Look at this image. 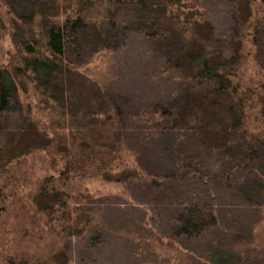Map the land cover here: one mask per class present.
<instances>
[{"label": "rangeland", "instance_id": "rangeland-1", "mask_svg": "<svg viewBox=\"0 0 264 264\" xmlns=\"http://www.w3.org/2000/svg\"><path fill=\"white\" fill-rule=\"evenodd\" d=\"M92 1L87 15L98 25L99 36L82 50L67 54L78 64L79 73L67 86L70 94H77V105L91 110L119 105L135 111L176 99L196 100L197 92L213 91L219 85V81L192 84L187 48L197 52L205 45L218 60L220 53L240 55L234 66L241 69L230 87L240 84L239 94L247 98L241 138L264 139L259 99L264 85V33L258 32L264 26L262 0H186L192 10L205 13V22L182 29L146 21L152 15L131 0L120 5ZM37 2L49 0H0L2 67L15 51L12 12L29 16ZM111 10L118 11L115 17ZM223 96L213 100L221 101L220 118L228 116L221 108L228 102H222ZM18 99L23 106L20 113L0 116V264H217L215 251L235 245L251 249L249 264H264V207H258L264 203V144L249 163L241 157V147L222 148V132L212 136L181 124L174 132L162 133L151 130L156 128L151 121L147 130L127 142L123 161H133L134 150L156 176L170 180L152 187L137 177L123 186L71 175L66 191L73 196L91 192L98 198L89 204L94 208L93 226L64 238V227L37 211L45 201H34L40 181L51 175L58 180L64 166L53 149L63 133L64 117L52 100L53 107L43 106L32 82L19 90ZM201 116L193 117L199 121ZM178 200L181 207L207 203L219 216V224L201 241L171 239L165 230L176 225L169 215ZM91 237L98 242H91Z\"/></svg>", "mask_w": 264, "mask_h": 264}, {"label": "trees", "instance_id": "trees-1", "mask_svg": "<svg viewBox=\"0 0 264 264\" xmlns=\"http://www.w3.org/2000/svg\"><path fill=\"white\" fill-rule=\"evenodd\" d=\"M112 2H116V5L126 3L122 0ZM93 3L92 0H49L48 3H35L29 16L13 11L15 51L10 55L8 65H0V116L22 111L23 106L18 99L19 90H25L29 82H32L42 95L43 106L46 109L54 106L64 117L63 133L57 136L53 147L56 157L62 156L64 162L60 177L55 180L51 175L41 180L34 198L36 203L39 200L45 201L37 207V211L48 218V222H59L64 227V238L72 234L81 235L93 226L94 208L89 204L98 198L91 192L73 196L66 191L64 187L69 184L71 175L123 186L137 177L152 187L170 180V176H156L134 150L135 159L131 162L123 161L127 142L133 135L147 130L151 121L156 126L151 130L162 133L174 132L181 124L201 132L207 130L212 136L222 132L225 138L222 148L241 147V157L249 160V163L262 152L264 144V139L258 136L250 141L241 138L245 133L247 98L246 94H239L240 84L230 87V80L241 69V66H234L240 63V55L226 57L220 53L218 60L217 54L205 45L197 52L187 48L192 84L219 81V85L213 91L197 92L193 95L196 100L176 99L172 103L150 105L135 111H127L119 105L112 109L98 110L77 105V94H70L67 86L70 79L77 77L78 64L69 60L67 54L82 50L99 36L98 25L87 15ZM130 4L152 15L146 21L153 19L158 24L177 25L182 29L193 24L202 26L205 22V13L199 9L192 10L194 7L186 0H131ZM110 13L115 17L118 11L111 10ZM258 32L264 33V26ZM262 88L259 99L264 121V85ZM221 94L225 97L222 102L228 101L221 107L228 115L225 118L218 116L221 101H213ZM198 113L202 114L199 121L193 117ZM216 118L219 121L213 123ZM209 123L212 126L206 128ZM262 168L264 172V166ZM69 188L73 186L69 185ZM175 205V212L170 213L169 221L171 218L176 225L165 230L171 239L201 241L210 228L219 224V216L207 203L192 202L181 207L178 200ZM259 206L264 207V203ZM252 227L249 229L251 233ZM90 239L95 244L98 242V238ZM250 253L251 249L244 250L235 245L224 252L219 248L213 255L217 264H249L252 263Z\"/></svg>", "mask_w": 264, "mask_h": 264}]
</instances>
